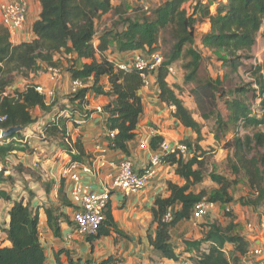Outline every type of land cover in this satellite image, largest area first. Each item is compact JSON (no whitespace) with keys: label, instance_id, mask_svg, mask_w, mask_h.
Here are the masks:
<instances>
[{"label":"trees","instance_id":"16d2710c","mask_svg":"<svg viewBox=\"0 0 264 264\" xmlns=\"http://www.w3.org/2000/svg\"><path fill=\"white\" fill-rule=\"evenodd\" d=\"M41 12L33 24L35 38L29 42L15 44L11 41L9 29L0 25V130L20 127L21 131L11 137H2L0 142V163L7 161V157L14 151H26L21 146L23 131L37 122L34 110L39 108L44 115L52 116L43 127V139H54L73 160H82L85 148L80 140L73 142L68 134V125L75 123L77 112L83 111L89 92L111 97L102 111L108 115L109 131H115V137L110 138L113 149L128 153V144L136 135L144 104L141 89L144 87L146 68H120L109 59L107 52L112 39L119 41V51L122 53L144 50L152 53L161 48L162 63L155 72L156 84L159 87L158 98L161 102L175 108L173 116L182 125L190 128L195 134L201 133L200 124L194 119L188 107L184 104L178 86L169 84L168 69L171 65L185 59L183 64L184 84L192 85V93L199 104L208 103L216 106L217 95H226L219 78H213L204 67L205 56L192 47L197 34V17L201 21L207 18L210 30L203 35L204 47L215 50L218 58L232 73H237L245 61L253 58L257 45V36L264 26V0H224L218 1L215 10H211V2L204 0H167L157 7L151 15H144L139 19H128L125 27L119 33L104 30L98 34L97 24L110 11L121 17V5L116 6L113 0H40ZM189 4L192 8H186ZM120 14V15H119ZM264 36V34H263ZM97 37L98 43L95 44ZM189 46V48H186ZM56 54L69 55V59H86L81 66L74 65L70 70L72 80L83 83L92 80V84L85 86L77 93L68 95L69 102L59 103L49 101L45 95L37 91L36 84H27L24 90L9 91L15 76L29 78L46 66H57L59 59ZM75 55V57H74ZM253 82L239 87L235 93L239 97L227 100L226 104L231 112L230 119L245 128L264 126V79L257 76L262 71V65L250 67ZM204 70V74H202ZM201 72V75H200ZM102 78H107L109 89L105 90L100 84ZM256 88H252L253 84ZM252 98L248 99V94ZM250 100V101H248ZM257 103L260 115H255L251 106ZM62 105H66L62 108ZM74 107L79 110L74 111ZM70 109V112H66ZM223 125H226L217 114ZM195 140L194 154L185 159L174 150L163 156V161L175 166V174L185 180L183 185L173 181L167 182L169 194L158 195L152 206L153 224H156L155 235L149 234L148 240L153 251L160 259L179 261L181 254L173 242L172 230L182 221L190 220L196 205L204 198L216 204L231 203L234 198L230 193L232 186L228 177L211 173L210 178L219 185L213 193L206 190L195 191L204 175L200 170L199 150L200 137ZM70 140V143L66 142ZM164 140L162 136L151 138L150 145L157 149ZM235 158L238 164L233 165L235 172L240 168L245 170L248 177L252 196L255 198L241 201L243 206L258 207L264 204V131L257 130L253 134L247 133L234 139ZM31 151V150H30ZM22 173H30V169ZM4 164L0 169V183L11 181V176H5ZM240 167V168H239ZM19 168V169H20ZM18 169V168H17ZM62 202L66 206H73L72 202L64 198L60 188ZM12 200L11 195L0 188V200ZM180 205V208H175ZM55 209L46 208L49 224L60 235L61 226L55 217ZM10 222L4 231L9 245L0 243V264H49L48 255L41 242L39 215L31 204L25 203L23 198L13 200L9 210ZM170 213L172 219L167 221L165 216ZM209 229L203 238L185 240V251L190 253L188 262L183 264H246L249 241L243 235L234 232L236 226L232 222L223 227L217 223L208 225ZM112 230L117 231L112 211L108 205L105 220L98 233L89 236L93 242ZM207 244V248H202ZM231 244L233 248H227ZM66 257V260L63 259ZM118 256H109L101 261L74 258L70 250L58 249L54 254L53 264H121Z\"/></svg>","mask_w":264,"mask_h":264},{"label":"crops","instance_id":"0c3cea01","mask_svg":"<svg viewBox=\"0 0 264 264\" xmlns=\"http://www.w3.org/2000/svg\"><path fill=\"white\" fill-rule=\"evenodd\" d=\"M40 12V0H29V10L24 26L15 31L9 30L13 43L29 42L35 38L33 24L39 18ZM206 24L208 25V23ZM139 52V50L125 52L121 58H115L116 60H112V55L108 56L117 66H130V58L136 57ZM64 56L67 55L56 54L55 59L60 58L59 62H61L64 60ZM42 66L46 70L49 67L44 64ZM156 78V73H150V85L141 89L140 94L144 104V113L140 118L135 139L128 144V153L113 149L110 146L111 141L108 136L109 129L107 124L108 115L105 111L99 110V108L103 109L106 104L110 103L111 97L107 95L89 92L86 103L82 105L83 111L77 112L75 123L68 125V134L71 140L73 142L80 140L84 145L85 156L80 161L89 164L94 169V172L82 173L83 182L91 186L93 190L103 191L109 186L118 171L119 163L125 157L133 160L136 170L142 171L146 168L149 164L151 152L158 148L153 149L150 145V149H142L140 143L146 140L150 144L151 138L155 135L162 136L170 144L171 148L187 147L189 155L185 159L194 154L196 134L175 119L173 116L175 108L173 106H168L159 100V87L156 84ZM172 78L168 76L167 80L169 83ZM23 79L19 80L22 81L20 84L14 82L9 91L19 89L18 87L21 85L20 90H24L27 82L42 85L46 89H54L58 86L57 93L62 95L58 97L59 103L69 102L68 95L70 94L72 82L69 71H66L57 83H54L49 78V75L42 73L41 70L31 74L29 78ZM174 81V83L181 85L179 77ZM103 86L105 90L109 89L107 78H105ZM34 116H43V118H39L40 120H37L35 124L28 126L23 131L22 142L31 144L29 138H31L34 130H37L43 138V127L46 121L52 118V116L44 115L39 108L34 110ZM48 141L44 140L41 143L42 145L51 144V146L41 147L46 150L45 154H41V161L36 153V149L41 148H37L38 144L34 140H32V143L36 146H32L31 149H35L32 154L26 151H14L7 157L8 163L21 164L24 167H28L30 173L19 172L16 169L8 168V165L6 167V173L9 176H13V181L0 183V188L5 189L11 195L12 200H0V243L10 244L4 231L10 222L8 212L13 205V200L23 198L24 202H29L39 215L41 242L46 249L49 264H53L55 252L63 247L70 250L74 258L91 259L92 261H101L113 255L122 259L121 264H183L188 262L187 258L190 253L185 251L184 241L203 238L205 232L209 229L208 225L213 222H207V224L196 228L197 224H202L203 221L202 219L201 221L197 220L192 216L190 220L180 222L172 230L173 242L177 246V252L181 254L179 261L160 259L153 251L148 240L149 234L155 235L156 233V224L152 222V206L155 198L158 195L167 196L169 194L167 189L168 181H173L179 185L185 183L184 179L175 174L174 165L167 163L162 166L158 175L150 181L148 187L139 193L125 194L118 190H112L109 207L112 211L117 231L112 230L109 235H104L91 242L88 237H82L74 233L72 220L74 206L64 205L60 196V188L62 187L64 198L71 201L72 182L68 178L63 177L62 170L73 159L71 155L62 149L59 143L56 141L55 143H49ZM30 158H32L31 161L29 160ZM100 160L105 161V165L99 168L97 164L100 163ZM20 184L25 185L22 186L19 193L15 194ZM49 207L55 209V217L59 219L61 226L59 236L56 235L49 224L46 213V208ZM175 208H180V205ZM218 208L216 206L214 208L216 209L215 211ZM240 215L238 220L246 221L245 214L240 213ZM260 219L261 225H255L257 235L252 247L260 245L264 249V214ZM197 229H200V233L190 238L192 233L197 232ZM246 230L247 233L241 235L249 239L254 232L252 224L247 225ZM227 248L231 249L232 245L228 244ZM63 259L66 260V257L63 256ZM255 259L259 263L264 261V253ZM244 262L253 264L252 258L247 257V255L244 257Z\"/></svg>","mask_w":264,"mask_h":264},{"label":"rangeland","instance_id":"374dc122","mask_svg":"<svg viewBox=\"0 0 264 264\" xmlns=\"http://www.w3.org/2000/svg\"><path fill=\"white\" fill-rule=\"evenodd\" d=\"M167 0H113V4L116 6L121 5V10L118 13H121V17L116 16L115 10L110 11L107 15H105L101 20L98 21L97 24V30L98 34L102 33L104 30H111L113 33H119L123 30L125 27V21L128 19H139L142 18L144 15H151L153 11L159 7L161 4H163ZM218 1L221 0H207L204 2H211V10H215V5ZM223 1V0H222ZM186 8L191 11L192 8L190 5H186ZM120 15V14H119ZM197 34L194 44L192 45L193 48L196 50L202 52V54L205 56V63L204 67L206 69V72L209 73L213 78H219L223 90H225L226 95L219 96L217 95L216 99V106L213 108L208 103H202L199 104L196 97L192 93V85H186L184 84V69L183 64L187 60L185 57L183 60L176 63V74L173 76L172 79H170V83L172 85L178 86V93L180 94L184 104L188 107L190 112L192 113L194 119L200 124V135L196 134L197 137H200V146L202 147V150H199V155L201 156L200 159L202 160V164H200V170L204 175L203 181L196 185L195 191L200 190H206L209 193H213L215 189L219 187L218 184L213 182L210 178L211 173H217L224 175L229 178L232 182V186L230 188V193L232 194L234 200L231 203L228 204H218L216 209L211 210L203 219L202 224L198 223L196 228H199L200 226H203L207 224V222H213L217 223L223 227L229 226L232 222L235 224L236 228L234 232L239 234L247 233L246 226L249 224H252L254 228V232L252 233V236L249 237V249L254 245V239L256 238L257 232H256V226L261 225V216L264 214L263 212V205H260L258 207L254 206H243L241 201H247L251 198H255L257 195L256 193L252 196V191L249 186L248 177L245 173V170L241 169L239 172H235L233 169L234 164H238L235 158V147L234 139L237 136H243L247 133L253 134V132L257 130L264 131V126H259L257 128L250 127L245 128L241 125H237L234 123L231 119V112L226 104V101L229 99H234L236 97H239L235 91L242 86H247L248 84H251L253 82L251 72L249 71L250 67H256L259 65H262V71L258 73L257 76L264 79V26L260 33L257 36V45L255 47V51L253 52V58L245 61V65L240 67L239 71L237 73H232L230 69L224 65V63L218 58L217 53L215 50H210L203 46L202 44V37L204 34H206L210 30V22L207 18H204L201 21V16L198 15L197 17ZM208 23V25L206 24ZM97 37L95 39V44L98 43ZM119 41L117 39H112L110 42V49L107 52L108 55H112V60H116L115 58H121L123 53L119 51ZM186 48H189L187 46ZM140 52L147 54L151 53L148 48L144 50H139ZM157 51L161 53V48H156L154 52ZM66 55V54H65ZM64 56L63 61L59 62L57 64V67L62 69V76L65 74L66 71L70 70L74 65L81 66L84 62H89V60L86 59H69L68 57ZM131 63L130 66H133L134 58H130ZM134 67V66H133ZM42 73H47V70L45 68H41ZM250 72V73H249ZM204 74V70L202 72ZM201 75V72H200ZM40 76V74H38ZM180 78L181 85H178V83H174L175 79ZM23 78L19 76H15L14 82L16 84H20L22 81H19ZM25 79V78H24ZM23 79V80H24ZM105 78H102L100 80V84L104 85ZM29 84L27 82L25 86ZM85 86H89L92 84V80H89L84 83ZM22 86V85H21ZM21 86L18 88L20 89ZM256 84L254 83L252 88H256ZM58 87V86H57ZM57 87L54 88V95L50 98L51 101H58V97L62 96L57 93ZM83 89V88H82ZM14 90V89H13ZM70 95V94H69ZM248 99L252 98V93H249ZM248 100V101H250ZM66 105H62L61 107L64 108ZM252 111L255 115H260L259 108L257 106V103L254 106H251ZM74 111L77 112L79 108L74 107ZM67 113L70 112V109L66 111ZM221 114L222 119L226 123V125H223L221 123L220 119L218 118L217 114ZM37 120H40L43 118V116H36ZM40 118V119H39ZM31 144H28L27 142H21L19 143L21 146H26L27 153L32 154L35 149H31L32 146H36L34 143H32V140H34L38 147L43 146H51V144L42 145L43 139L41 137V134L38 133L37 130H34L33 134L31 135ZM0 142H3L2 139H0ZM49 143H55V140H49ZM58 143V142H57ZM31 150V151H30ZM43 152V153H42ZM46 150L43 148L36 149V153L38 155V159L42 160V155L45 154ZM30 161L32 158L29 159ZM9 166L8 168L16 169L19 172H23L24 169L20 168V165L8 163V161H4L0 163V169L2 165ZM18 168V169H17ZM20 168V169H19ZM28 167H25L27 169ZM29 170V168H28ZM169 174V173H168ZM5 176L7 173L5 172ZM13 181V176H11ZM7 181V180H6ZM25 185V184H23ZM23 185H19V189H17L16 193H19V190H21ZM215 212V213H214ZM240 213L245 214L246 221L245 220H238L241 216ZM210 219V220H209ZM201 221V219H200ZM199 230V231H198ZM200 233V229H197V232L192 233L191 237H195ZM195 240V239H192ZM228 246V244H227ZM186 247V245H185ZM234 247V246H233ZM232 247V248H233ZM202 248H207V244H203ZM253 264H260L258 261H256L255 258H252Z\"/></svg>","mask_w":264,"mask_h":264},{"label":"built area","instance_id":"2783aa9c","mask_svg":"<svg viewBox=\"0 0 264 264\" xmlns=\"http://www.w3.org/2000/svg\"><path fill=\"white\" fill-rule=\"evenodd\" d=\"M29 10V0H11L0 1V21L9 30L15 31L24 26L27 13ZM161 53L155 51L152 53L144 54L139 52L134 57L133 66L136 68H146L148 74H144V87L150 85L149 74L157 71L162 63ZM120 68L126 69L128 66L120 65ZM176 65H171L168 69L169 76L173 77L176 74ZM47 74L49 78L57 83L62 76V69L57 66L47 67ZM85 87L81 80H72L70 93H77ZM37 91L50 98L54 95V89H46L42 85L37 86ZM87 99V97H86ZM102 111V108H99ZM4 130H0V139H2ZM154 134V131H153ZM108 136L112 139L115 137V131H109ZM70 143L69 139H66ZM142 149H150V144L143 140L140 143ZM178 150V153L184 158L188 157L189 151L185 146L171 148L170 144L163 140L158 149L152 151L149 158V164L142 171H138L134 167L133 160L125 157L121 160L118 166V171L113 177L111 183L103 191H95L91 186L83 182L82 173L94 172V169L89 165L78 160H70L65 168L62 170L63 177L68 178L72 182L70 196L71 202L74 206L72 212V220L74 223V233L82 236L89 237L96 235L101 224L105 220V211L110 202V193L112 190H118L125 194H135L146 189L152 179H154L162 166L167 163L163 161V156L168 152ZM105 165V161L100 160L97 167ZM217 206L216 203L204 198L199 202L194 211L193 217L197 220L203 219L211 210ZM172 219L170 213L165 216V220ZM264 249L260 245L252 247L247 257L256 258L262 256ZM260 264H264L261 261Z\"/></svg>","mask_w":264,"mask_h":264},{"label":"water","instance_id":"95a60500","mask_svg":"<svg viewBox=\"0 0 264 264\" xmlns=\"http://www.w3.org/2000/svg\"><path fill=\"white\" fill-rule=\"evenodd\" d=\"M18 131H21L20 127H11L7 130H4L2 135H3V137H11Z\"/></svg>","mask_w":264,"mask_h":264}]
</instances>
